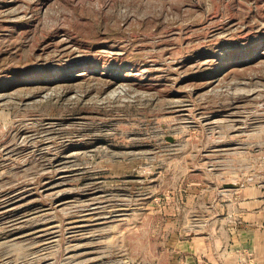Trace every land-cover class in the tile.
<instances>
[{
  "label": "rangeland",
  "instance_id": "374dc122",
  "mask_svg": "<svg viewBox=\"0 0 264 264\" xmlns=\"http://www.w3.org/2000/svg\"><path fill=\"white\" fill-rule=\"evenodd\" d=\"M0 264H264V0H0Z\"/></svg>",
  "mask_w": 264,
  "mask_h": 264
}]
</instances>
